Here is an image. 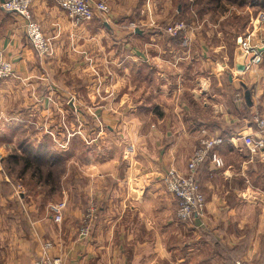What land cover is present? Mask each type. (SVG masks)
Segmentation results:
<instances>
[{
  "label": "crops",
  "instance_id": "0c3cea01",
  "mask_svg": "<svg viewBox=\"0 0 264 264\" xmlns=\"http://www.w3.org/2000/svg\"><path fill=\"white\" fill-rule=\"evenodd\" d=\"M3 1L0 44L14 73L0 81V101L15 99L4 121L15 128L33 125L26 117L37 112H83L53 100L61 91L51 86L54 76L64 70L85 77L65 96L77 89L93 95L94 111L111 113L116 126L110 129L117 135L125 130L126 137L115 141L124 145L119 156L98 151L94 168L77 182L64 175L48 187L66 202L61 222L50 211L52 202L26 201L30 214L21 232L16 224L15 232L0 236V264H32L45 255L60 256L64 264H264V149L250 150L253 140L264 138L252 119L256 110L264 115V60L248 66L239 49L231 53L222 42L213 45L210 34L189 22L172 36L165 29L170 22L156 25L157 12L131 13L132 0H105L109 17L89 22L72 19L55 0H33L32 18L53 46L50 55L40 56L26 36L24 18L5 10ZM137 1L141 7L154 2ZM178 13L187 16L186 4ZM138 16L146 22L130 30L127 23ZM122 114L128 121H119ZM203 130L223 137L216 151L224 166L208 159L200 167L206 208L186 229L162 177L172 167L187 172ZM98 143L105 145L104 139ZM50 157L51 166L60 160ZM17 193L30 198L27 191ZM91 205L97 207L92 233L82 237L80 225Z\"/></svg>",
  "mask_w": 264,
  "mask_h": 264
},
{
  "label": "rangeland",
  "instance_id": "374dc122",
  "mask_svg": "<svg viewBox=\"0 0 264 264\" xmlns=\"http://www.w3.org/2000/svg\"><path fill=\"white\" fill-rule=\"evenodd\" d=\"M137 4V0H132L131 13L135 16L144 13L150 16L151 13L157 12V16L158 14L160 16L158 17L159 23L157 22L156 25L163 26L165 23L162 20H167V23L180 21L185 25V30L188 29L187 25L190 23L201 30L200 32L204 36L205 33L210 34L212 37L209 35V39L213 38V45H219L222 42L231 53L235 49L240 51L241 40L248 33H253V44L261 46L264 60V25H261V28L259 25H255L257 14L264 11V0H193L192 2L190 0H165L164 2L161 0V3L154 0L153 5H150V2H144L143 7L140 4L137 6ZM185 4L189 13L187 16L179 17V8L182 10ZM135 18L127 23L130 30L136 26L142 27L146 22L143 17ZM151 24L154 25V21ZM165 26L163 27L166 29L168 25ZM106 71L110 72L109 69ZM77 75L78 72L71 75L70 72L60 71L54 76L51 86L61 90L57 94L58 97L55 95L56 97L53 99L54 101L56 99L57 104L63 102L65 108L72 104L81 106L83 112L80 114L74 109L69 113H65L63 110L62 113L53 110L52 113L43 115L44 121L42 113L37 112V114L34 113L26 117L27 120L31 117L28 121H32L33 125L27 123L14 128L15 125L12 122L4 121V117L8 118L11 110L9 108L15 105V99L8 102L0 101V236L5 231L15 232L16 224L20 225L21 232V227L25 225L23 222L26 220L25 215L26 213L30 214L27 200L33 198L34 201H41L42 204L44 201H50L52 202L50 206L61 202L59 190L49 191L48 187L51 184L55 186L64 175L68 178L69 183L74 180L77 182L80 176L84 175V171L94 168V164L91 162L95 157L100 156L97 154L98 151H102L104 155L107 154V158L124 152V145L117 147L115 141L117 138L123 137L124 139L126 137L125 130H120L122 132L120 135L116 134V129H113L112 132L109 126H116L115 119L111 117V113L94 111L93 95L88 96L83 94L84 90L77 89L78 94L72 90L70 95L65 96L68 89L78 88L79 81L85 78L84 76L80 78ZM86 86L90 87L89 84ZM64 89L66 90L64 91ZM98 100L102 99L98 98ZM17 111L18 109L15 112ZM127 119L128 117L126 118V115L122 114L119 121H128ZM78 120L80 123H77ZM111 132L112 135H110ZM100 139H104V146L102 143H98ZM37 154L42 155L38 156ZM49 155L52 156L50 159L58 160L60 158V160L51 166L47 160ZM104 166L106 167L107 163L102 167ZM121 167H124L123 163ZM63 180L68 181L65 178ZM163 186L169 192L164 182ZM18 190L29 192L30 198H21V195L17 193ZM50 211L52 213L51 209ZM192 220L180 221L183 228L188 229ZM9 223L11 226H8ZM184 233L185 231H183Z\"/></svg>",
  "mask_w": 264,
  "mask_h": 264
},
{
  "label": "built area",
  "instance_id": "2783aa9c",
  "mask_svg": "<svg viewBox=\"0 0 264 264\" xmlns=\"http://www.w3.org/2000/svg\"><path fill=\"white\" fill-rule=\"evenodd\" d=\"M55 1L69 17L77 22H89L97 17H103L105 19L109 17L110 8L105 0ZM192 1L190 0V2ZM32 2L33 0H4L2 7L24 18L26 36L32 44V47L40 56H47L53 51L52 39L47 37L41 25L33 20L31 14ZM256 21L259 28H261V25H264V11L258 13ZM184 27L185 25L182 22L174 21L168 25L166 31L173 36H178L184 30ZM252 40L253 33H248L240 43V51L247 59L248 66H256L263 61L261 46L254 45ZM13 73L14 64L5 57V49L0 44V81L11 77ZM237 98H240L239 94ZM252 119L258 131L264 134V115L256 110ZM223 141V137L211 136L203 130L198 145L187 162V172L183 174L178 169L172 167L163 176V182L167 190L176 198V215L181 221H189L194 217L203 215L206 208V201L201 191L197 174L202 164L208 159H210L216 168L224 166V159L216 151V147L223 143ZM260 149H264V138L257 141L253 140V146L250 150L257 152ZM65 208L66 202L64 201L51 206L55 221H62ZM96 213L97 207L95 205L87 208L80 228V235L82 237L90 236ZM32 264H64V261L60 256L50 257L45 255L34 260ZM236 264L248 263L238 260Z\"/></svg>",
  "mask_w": 264,
  "mask_h": 264
},
{
  "label": "water",
  "instance_id": "95a60500",
  "mask_svg": "<svg viewBox=\"0 0 264 264\" xmlns=\"http://www.w3.org/2000/svg\"><path fill=\"white\" fill-rule=\"evenodd\" d=\"M239 68L242 70L245 68V66L242 64Z\"/></svg>",
  "mask_w": 264,
  "mask_h": 264
},
{
  "label": "trees",
  "instance_id": "16d2710c",
  "mask_svg": "<svg viewBox=\"0 0 264 264\" xmlns=\"http://www.w3.org/2000/svg\"><path fill=\"white\" fill-rule=\"evenodd\" d=\"M194 1H196V0H194Z\"/></svg>",
  "mask_w": 264,
  "mask_h": 264
}]
</instances>
